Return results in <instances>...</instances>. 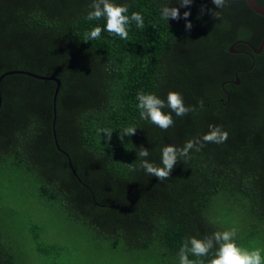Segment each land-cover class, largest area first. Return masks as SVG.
Instances as JSON below:
<instances>
[{"label":"trees","instance_id":"16d2710c","mask_svg":"<svg viewBox=\"0 0 264 264\" xmlns=\"http://www.w3.org/2000/svg\"><path fill=\"white\" fill-rule=\"evenodd\" d=\"M255 1L264 7V0ZM111 2L126 5L129 16L140 12L144 27L131 23L127 40L103 31L85 41L86 32L106 23L86 19L92 0H0V75L19 70L60 80L55 133L65 153L56 149L51 128L56 84L8 76L0 85L3 179L9 187L27 185L22 198L49 208L89 248L129 264H179L186 238L231 229L225 208L235 203L246 205L264 235V49L254 60L243 53L244 44L236 46L242 53L228 52L238 40L258 46L264 17L245 0H226L220 9L212 0H193L188 7L177 0ZM165 4L179 8L181 19H162ZM238 71L240 85L221 86ZM169 91L194 110L171 113L174 125L165 131L141 119L136 96L166 101ZM209 125L227 131V141L193 149L168 179L140 168L141 146L149 151L143 159L162 167L164 146L181 148ZM129 126L136 132L121 142L120 132ZM105 128L112 130L107 142L99 131ZM27 231L39 259L70 264L69 248L48 240V225L30 218ZM236 243L248 245L237 237ZM20 254L0 234V264H23ZM211 258L204 257L205 264Z\"/></svg>","mask_w":264,"mask_h":264},{"label":"clouds","instance_id":"9594fccd","mask_svg":"<svg viewBox=\"0 0 264 264\" xmlns=\"http://www.w3.org/2000/svg\"><path fill=\"white\" fill-rule=\"evenodd\" d=\"M193 0H177L181 7H188ZM212 3L219 9L223 8L226 0H212ZM90 11L87 13L86 19L100 20L105 19L104 27H93L89 32L85 33V41L95 40L101 36L103 31H107L112 36H118L122 40H127L129 35V25L135 22L137 28L144 27V19L140 12H132L127 15L128 7L126 5H117L111 0H92ZM212 11V10H209ZM161 18L168 22L169 19L179 20L181 14L179 8L170 7L169 4L161 5ZM212 15L218 18L217 12H212ZM190 11L183 13V18L186 20V29L191 30L192 24L188 20ZM137 108L140 110L142 120L150 121L162 130H167L174 125V120L171 113L181 117L187 115L194 109L191 106H185L183 97L180 93L169 91L166 101L159 98L155 94H137ZM201 108L204 107L203 101H199ZM165 107L171 111L166 114L162 111ZM100 133H104L105 141H110L112 138V130L100 129ZM136 132V128L129 126L120 132L119 139L124 141V137H131ZM228 132L220 126L209 125V131L202 137L188 140L183 147L177 148L172 145H166L161 149V166L149 162L147 159L149 151L141 146L138 156L140 160V168L146 174L156 177L158 180H166L170 177V173L177 164L180 158L185 161L191 159L190 152L194 149L200 151L206 143L221 144L227 141ZM135 170V169H132ZM238 234L237 228L233 227L230 230L216 231L204 238L195 236L186 238L179 249V264H205L204 257L212 254V258L207 261V264H264V257L261 255V249L248 250L241 248L236 243ZM197 257L196 260L189 259V256Z\"/></svg>","mask_w":264,"mask_h":264},{"label":"rangeland","instance_id":"374dc122","mask_svg":"<svg viewBox=\"0 0 264 264\" xmlns=\"http://www.w3.org/2000/svg\"><path fill=\"white\" fill-rule=\"evenodd\" d=\"M6 173L0 172V234L2 241L11 244L12 247L21 251L19 255L20 262L23 264H47L46 258L39 259L37 255L30 251L34 245L27 231V225L30 220L40 221L48 225V240L63 244L64 248H69L70 264H129L128 260L114 255L104 249L89 248L81 240L78 232L68 229L58 215L52 213L49 208H44L37 204L35 199L22 198L25 192H28L27 185L9 187ZM19 186V187H18ZM231 212L229 217L230 228H237V238L245 243L244 249H264V235L261 225L255 222L250 215L246 205L226 206ZM221 216V215H220ZM246 239L248 242H246ZM17 255L19 253L15 252ZM68 258L64 259L67 260Z\"/></svg>","mask_w":264,"mask_h":264},{"label":"water","instance_id":"95a60500","mask_svg":"<svg viewBox=\"0 0 264 264\" xmlns=\"http://www.w3.org/2000/svg\"><path fill=\"white\" fill-rule=\"evenodd\" d=\"M245 2L247 4V6L250 8V10H252L257 15L264 17V7L262 5L258 4L255 0H245ZM263 46H264V39L262 40V42H261L258 50H254L253 49V52L255 54H259L261 52ZM229 52L230 53H236L234 51V45H231L230 46ZM14 75L27 76V77L33 78L35 80H39V81H49V82H54L56 84V87H55V90H54V93H53V96H52V114H53V120H52L51 128H52V134H53V138H54V142H55L56 149L59 152L65 154L59 148V146H58V142H57V139H56V133H55L56 99H57V95H58V92H59V88L61 86L60 80L57 79V78H55V77L38 76V75H35L33 73H30V72H26V71L14 70V71L5 72V73H3V74L0 75V85H1V82L3 81L4 78H6L8 76H14ZM236 84L238 85L239 82H237ZM1 104H2V98H1V94H0V108H1ZM68 160H69V165H70L71 171L74 174V176L76 177V174H75V172L73 170V167L71 165V161H70V159H68Z\"/></svg>","mask_w":264,"mask_h":264},{"label":"flooded vegetation","instance_id":"af4514ba","mask_svg":"<svg viewBox=\"0 0 264 264\" xmlns=\"http://www.w3.org/2000/svg\"><path fill=\"white\" fill-rule=\"evenodd\" d=\"M264 39V38H263ZM262 42V41H261ZM261 42H260V44H261ZM238 44H244V45H246V47H247V49L249 50H247V51H244L243 53H246V52H248V54L252 57V59L254 58V56L255 55H261L262 53H263V49H264V46H263V48H262V50H261V52L259 53V54H255L254 52H253V49L254 50H258V48H259V46H260V44H258V46H256V45H254V44H252V42L250 43V42H248V41H244V40H238V41H236V42H234L233 44H231V45H234V51L236 52V53H231V54H237V53H242V50H238V49H236V46L238 45ZM230 45V46H231ZM230 46L228 47V52H229V48H230ZM230 53V52H229ZM254 60V59H253ZM253 63L254 62H252V66H253ZM239 72H241V71H238V72H236L235 73V80L234 81H225V82H223L222 84H221V86H224L225 84H229V83H237V82H239V84L238 85H240V80L238 79V75H239ZM237 85V84H236Z\"/></svg>","mask_w":264,"mask_h":264}]
</instances>
